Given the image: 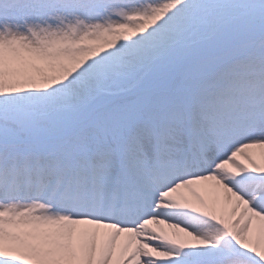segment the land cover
<instances>
[{
  "label": "snow or ice",
  "instance_id": "6c2138e0",
  "mask_svg": "<svg viewBox=\"0 0 264 264\" xmlns=\"http://www.w3.org/2000/svg\"><path fill=\"white\" fill-rule=\"evenodd\" d=\"M0 264H264V0H0Z\"/></svg>",
  "mask_w": 264,
  "mask_h": 264
}]
</instances>
